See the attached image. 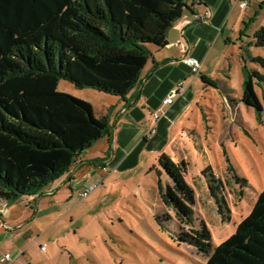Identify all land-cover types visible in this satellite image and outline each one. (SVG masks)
Wrapping results in <instances>:
<instances>
[{
	"label": "rangeland",
	"instance_id": "obj_1",
	"mask_svg": "<svg viewBox=\"0 0 264 264\" xmlns=\"http://www.w3.org/2000/svg\"><path fill=\"white\" fill-rule=\"evenodd\" d=\"M227 3L228 23L222 37L209 43L202 73L218 79V86H204L201 75L182 71L176 87L168 90L182 83L172 104L178 109L166 118L168 142L158 148L140 139L119 147L107 172L100 176L92 168L88 175L93 178L82 185L47 184L31 195L41 199L40 214L33 217L28 211L34 203L28 205L26 197L14 202L4 220L10 228L0 229V255L8 253L11 261L0 264H204L235 231L264 189V65L252 60L264 59V46L253 44V33L264 26V7L260 11L254 3L241 10L236 0ZM244 66L260 77L253 80L260 111L241 101ZM187 88L197 98L174 120L185 105L181 97ZM58 90L90 102L97 116L112 98L68 80H60ZM148 98L147 107H159H151L157 99ZM137 109V117L143 111L148 117V111ZM163 152L186 163L184 180L194 193L192 222L182 229L174 209L158 196V156ZM159 177L163 186L171 183L164 172ZM89 184L97 186L81 198ZM202 225L210 234L207 254L180 238L181 232Z\"/></svg>",
	"mask_w": 264,
	"mask_h": 264
},
{
	"label": "trees",
	"instance_id": "obj_2",
	"mask_svg": "<svg viewBox=\"0 0 264 264\" xmlns=\"http://www.w3.org/2000/svg\"><path fill=\"white\" fill-rule=\"evenodd\" d=\"M185 8V0H0V203L63 176L110 129L109 115L97 116L90 102L58 90L60 80L124 98L140 79L148 47L166 46V33ZM253 44L264 46V26ZM252 60L264 65L260 57ZM200 78L204 86L220 83ZM254 78L260 79L244 66L241 101L260 111ZM158 165L160 201L174 209L180 229L191 225L186 163L163 152ZM162 172L171 179L165 186ZM180 238L210 252L204 225ZM204 264H264V189Z\"/></svg>",
	"mask_w": 264,
	"mask_h": 264
},
{
	"label": "crops",
	"instance_id": "obj_3",
	"mask_svg": "<svg viewBox=\"0 0 264 264\" xmlns=\"http://www.w3.org/2000/svg\"><path fill=\"white\" fill-rule=\"evenodd\" d=\"M185 3L187 8L184 9L182 16L172 24L166 33V46L158 48L150 45L148 47L150 57L141 71L137 84L124 98L112 95L108 104L101 111L102 115L99 116L109 115L110 129L108 133L80 154L70 166L68 172L50 183L51 185L58 183L59 185L68 186L69 189L73 185H82L83 180L88 178V173L92 168L98 170L100 176L103 175L102 167L108 168L107 165L112 161L111 155L113 156L119 147L127 148L140 139L145 145L152 142L154 147L157 146L158 148L166 141L168 142L169 124L166 118L176 113L178 108H172L173 102L162 106L161 99L163 100L167 96L170 88L176 87L177 82L184 76H181L182 71L187 72L189 70L188 66L181 62V59L186 56L194 57L201 64L199 75L210 77V75L202 74L207 69L211 48L209 43L212 41L215 43L222 37L223 30L228 23L225 21V15L228 11L227 0H185ZM254 3L257 4L260 11L263 9L264 0H248L245 8H239L245 10ZM206 10L210 11V15L200 19ZM245 13L246 17H249L248 12ZM258 15H260V12H258ZM207 46H209L208 50ZM187 87H191V85ZM148 97L157 99L151 107H163V112L160 114L155 126L156 132L153 135H149L148 131L153 125L152 113L158 108L151 110L147 107V103L151 101ZM181 98L185 99V105L173 118L174 120L180 114H184V111L190 107L197 97L193 95L191 89L187 88ZM138 106L145 112L148 111V117L144 111L142 116H136L134 109L138 110ZM89 152H93L94 156L87 157L86 155ZM92 178L93 176H89L87 180L90 181ZM86 183L84 184L86 185ZM25 200L28 205L34 203V208L29 207L28 215L31 214L33 217L40 214L39 202L41 199L35 200L32 196H28ZM18 201L23 202L22 198ZM0 206V229L10 228L4 220L7 218L9 208L15 207V203Z\"/></svg>",
	"mask_w": 264,
	"mask_h": 264
},
{
	"label": "built area",
	"instance_id": "obj_4",
	"mask_svg": "<svg viewBox=\"0 0 264 264\" xmlns=\"http://www.w3.org/2000/svg\"><path fill=\"white\" fill-rule=\"evenodd\" d=\"M240 8H245L248 4V0H236ZM210 15V11L206 10L200 19L206 18ZM181 62L188 66L192 74H199L201 64L197 59L194 57H183L181 59ZM182 89V83L180 82L177 86V88L171 90L168 92L167 96L162 100V106L169 105L173 102V100L178 96L179 91ZM163 112V107L158 108L156 111L152 113V127L149 129L148 134L153 135L156 132L155 126L160 118V114ZM103 172H107L106 167H102L101 169ZM96 184H90L87 186V188H84L80 193L79 196L81 198L87 197L96 187ZM44 249V246L41 247ZM11 261V257L8 253L3 254V256L0 258L1 263H9Z\"/></svg>",
	"mask_w": 264,
	"mask_h": 264
}]
</instances>
